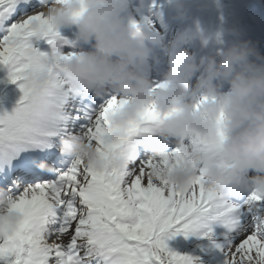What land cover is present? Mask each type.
<instances>
[{"label":"snow or ice","instance_id":"obj_1","mask_svg":"<svg viewBox=\"0 0 264 264\" xmlns=\"http://www.w3.org/2000/svg\"><path fill=\"white\" fill-rule=\"evenodd\" d=\"M38 6L0 0V68L22 93L11 113L0 114V200L17 215L13 228L0 226V264H211L216 257V264H264V195L229 199L205 185L203 172L177 190L155 173L183 158L175 141L160 137L159 113L145 109L126 136L114 137L108 114L125 101L111 91L94 95L60 72L57 49L74 54L75 44ZM42 70L48 78L38 83ZM70 135L105 158L122 151L125 165L97 169L63 155L56 144ZM147 135L169 145L158 159ZM179 235L195 237L200 251L172 247Z\"/></svg>","mask_w":264,"mask_h":264},{"label":"clouds","instance_id":"obj_2","mask_svg":"<svg viewBox=\"0 0 264 264\" xmlns=\"http://www.w3.org/2000/svg\"><path fill=\"white\" fill-rule=\"evenodd\" d=\"M169 2L178 17L186 15L184 0ZM145 3L39 0L36 11L43 12L61 33L72 30L74 54L57 49L60 72L82 81L94 95L111 88L125 101L108 114L114 137L126 136L133 123L141 122L145 109L154 107L159 113L160 137L172 138L181 147L183 158L177 165L154 168L155 173L177 190L190 187L200 172L205 185L218 190L246 177L251 190L264 195V55L252 40L236 39L219 48L217 54L201 56L197 61L186 45L198 37L207 44L210 38L203 37L199 28H185L166 42L151 20L133 17L132 9L138 13ZM224 32L236 33L238 29L217 32L216 43H225ZM154 47L164 50L168 64L157 84L134 67L138 61H145ZM47 78L46 70L36 76L38 83ZM160 137L147 135L144 141L157 159L169 148ZM56 147L63 155L83 158L97 169L106 163L125 165L122 151H113L105 158L95 145L74 135L61 137ZM39 165L51 167L46 161ZM16 222V213L0 200V226L11 229Z\"/></svg>","mask_w":264,"mask_h":264},{"label":"rangeland","instance_id":"obj_3","mask_svg":"<svg viewBox=\"0 0 264 264\" xmlns=\"http://www.w3.org/2000/svg\"><path fill=\"white\" fill-rule=\"evenodd\" d=\"M222 1H225V0H222ZM226 1H229V4L232 5L230 0H226ZM242 1L243 3H245V6H246V4L248 3V0L246 1L239 0L238 3L240 4ZM215 3L221 4V1L215 0ZM224 5L225 4L222 3V6ZM0 70H2V68H0ZM21 95L22 93H21V90L18 84L7 81V70L0 71V114L4 113L5 111H7L8 113H11L13 109L15 108ZM190 243L191 242L187 241V239H185L182 235H179L169 241V244L172 247L177 248V249L178 247H180L181 251H185V250L194 251L193 249H188ZM186 246L187 248H185ZM210 255H212V253L205 256L206 260H207V257ZM211 264H216V262H213Z\"/></svg>","mask_w":264,"mask_h":264},{"label":"bare ground","instance_id":"obj_4","mask_svg":"<svg viewBox=\"0 0 264 264\" xmlns=\"http://www.w3.org/2000/svg\"><path fill=\"white\" fill-rule=\"evenodd\" d=\"M140 14V17L141 18H144V14H142V13H139ZM126 17H127V15H126ZM259 39H261V38H259ZM263 39V38H262ZM212 255H214V253H212ZM219 258L218 257H216L215 259H213V260H218Z\"/></svg>","mask_w":264,"mask_h":264}]
</instances>
